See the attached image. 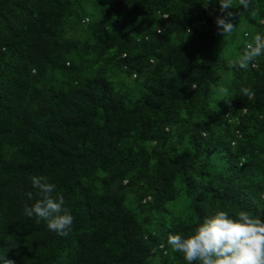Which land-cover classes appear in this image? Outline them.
I'll return each instance as SVG.
<instances>
[{"label": "trees", "instance_id": "1", "mask_svg": "<svg viewBox=\"0 0 264 264\" xmlns=\"http://www.w3.org/2000/svg\"><path fill=\"white\" fill-rule=\"evenodd\" d=\"M252 7L227 10L247 41L264 32ZM225 15L217 0H0V264H185L169 234L217 211L264 219V56L229 67L246 43L225 46ZM34 175L64 196L69 236L24 215Z\"/></svg>", "mask_w": 264, "mask_h": 264}, {"label": "clouds", "instance_id": "2", "mask_svg": "<svg viewBox=\"0 0 264 264\" xmlns=\"http://www.w3.org/2000/svg\"><path fill=\"white\" fill-rule=\"evenodd\" d=\"M217 3L220 12L226 13L215 21L219 33L224 36L236 31L228 19L233 13L227 10L239 8L254 14L253 0H217ZM262 56L264 32L251 37L238 59L229 62V67L246 70L249 65L255 67L257 58ZM241 91L247 96L254 95L251 88ZM220 92L225 94L226 90L221 87ZM30 181L39 199L31 206L24 207V215L45 221L48 230L60 237L69 236L73 216L65 207L64 196L54 195L57 185L49 183L47 177L38 175L32 176ZM27 196L29 200L33 198L31 192ZM167 245L172 252L180 254L185 264H264V219L243 210L235 215L217 211L201 219L187 236L169 234ZM7 264L13 262L8 261Z\"/></svg>", "mask_w": 264, "mask_h": 264}, {"label": "rangeland", "instance_id": "3", "mask_svg": "<svg viewBox=\"0 0 264 264\" xmlns=\"http://www.w3.org/2000/svg\"><path fill=\"white\" fill-rule=\"evenodd\" d=\"M245 27H244V25L242 24V23H240L238 26H237V28H236V31L235 32H233L231 35H228V36H225V38L224 39H229L230 37H231V39L230 40H227L226 39V43H225V46H227V48L228 49H230V47L233 45V46H236V45H239V44H241V43H243V44H245L246 42H247V38H246V35H245ZM222 35V34H221ZM222 37H223V35H222ZM221 37V38H222ZM221 38H220V40L218 39L217 40V43H216V45H215V47H216V49H218L219 48V46H220V41H221ZM225 41V40H224ZM223 41V42H224ZM232 43V44H231ZM232 46V47H233ZM223 47H224V45H223ZM224 49L223 51L224 52H228L229 50L228 49ZM132 79H134V78H132ZM132 79H130L129 81H125V84H126V86L127 87H132V84H131V80Z\"/></svg>", "mask_w": 264, "mask_h": 264}]
</instances>
